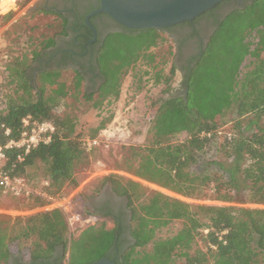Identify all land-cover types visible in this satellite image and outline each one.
I'll list each match as a JSON object with an SVG mask.
<instances>
[{"label": "trees", "instance_id": "1", "mask_svg": "<svg viewBox=\"0 0 264 264\" xmlns=\"http://www.w3.org/2000/svg\"><path fill=\"white\" fill-rule=\"evenodd\" d=\"M221 4L194 20L205 14L215 15L214 10ZM233 13L238 17V27L230 25L226 30L224 36L228 43L222 48L224 53L235 59L238 45V57L227 68L230 69L228 71L225 69L227 59L216 58L214 45L223 26H226L225 19ZM12 18L13 13L10 12L4 20ZM65 23L64 19L60 32L67 35ZM217 23L218 28L207 50L193 59V65L185 67L187 98L186 95L170 96L155 106V115L151 120V145L130 148L125 169L140 180L183 197L201 192L205 185L207 194L202 196L208 197L209 192L210 198L231 202L236 199L234 192L244 188L247 199L242 200L264 205V0H252ZM13 25L15 22L6 33ZM232 29L237 33L231 32ZM169 30L172 27L138 31L124 27L123 31L108 36L121 33L132 36L131 40H139L140 37L144 42L129 55L118 52L114 68L109 67L105 71L101 68L106 78L100 92L101 99L110 95L118 97L122 73L139 59L144 58L154 68L155 55L151 48L158 46L161 34ZM253 37L257 38V42L251 48ZM53 45V37L38 42L34 40L18 54L11 50L8 42L10 61L2 71L9 92L13 88L12 94L0 97V123L11 130L10 135H5L4 129H0V145L5 156L3 169L12 177L26 178L28 169L34 167L40 169L41 176L48 181V185L43 187L46 196L16 197L26 209L43 207L50 203L51 198H64L76 189L79 185L78 167L89 153L81 135L75 133L73 117L68 113L60 115L54 110L57 100L71 94V89L75 93L80 92L82 77L77 73L69 80L66 73L61 74V70H41L36 82H33L32 62ZM105 52L106 48L103 52L101 50L99 63L100 58L105 59ZM247 59L250 63L241 71ZM175 70L173 64L171 75ZM171 75L164 74L162 68L155 73L156 82L164 78L168 84ZM83 97L92 100L93 95L84 91ZM99 102L100 99L94 104ZM233 105L239 117L250 116L247 127L255 128L252 133L238 137L229 133L218 134L216 116L223 115ZM27 115L37 121L52 122L55 132L48 143H40L19 160L18 150L5 148V145L9 139L20 136L22 120ZM110 120L111 116L102 120L92 130L90 138L94 139ZM180 131H186L188 138L169 144L172 135ZM220 137L226 157L233 158L234 163L224 167L222 174L201 175L192 171L191 166ZM108 179L119 195L128 198V209L132 212L130 234L134 243L122 254L117 257L112 251L115 246L121 251L119 236L123 226L119 222L116 221L111 229L106 228L105 222L88 226L79 235L80 238L86 236L84 246L75 249L65 213L54 208L16 217L0 214V264H8L12 257L14 264H64L68 251L69 264H88L105 256L118 264H177L178 257H185L184 264H207L210 261L213 264H262L264 261V207L192 205L159 190L150 193L141 191V183L131 178L116 176ZM100 187H96V193ZM176 220L183 221L176 234L158 236L163 226ZM82 255L87 256L84 258Z\"/></svg>", "mask_w": 264, "mask_h": 264}, {"label": "rangeland", "instance_id": "2", "mask_svg": "<svg viewBox=\"0 0 264 264\" xmlns=\"http://www.w3.org/2000/svg\"><path fill=\"white\" fill-rule=\"evenodd\" d=\"M25 4L26 0L18 2L15 8V14H13L15 25L11 26L10 30L5 33L6 41L7 43L9 42L11 50L17 51L18 54L21 53L22 50L27 49L34 40L38 42L44 38H54L56 35L61 34L60 31L64 25L63 17L53 11L33 12L31 11L32 6L36 4L34 3L30 8ZM21 7H23V9ZM236 8L238 7L234 9ZM237 18L238 17L233 13L225 19L226 21L224 23L227 27L225 25L223 26L224 29L214 45V51L217 53L216 58L227 59L225 69L228 71H230V69L227 68L233 65L236 57H238V45L236 46L235 59L224 53L222 47L227 46L228 43L224 34L225 32L227 34L226 30L230 28V25L231 27H238V22H236ZM231 32L237 33L235 29H232ZM161 36L162 39L159 41L158 46L151 48V52L155 55V60L152 63L154 68L152 69L144 58L139 59L135 64L129 66L121 75V84L117 98L110 95L101 99L100 94H95L92 100H86L82 95L83 92L88 89L84 88L81 83L79 93H75L74 89H71L70 92L72 95L69 94L67 97L58 99L55 104L54 110L56 113L60 115L68 113L73 117L75 133L81 135L83 143H87L89 139L92 140L90 138L93 133L92 130L98 127L102 120L111 116V120L105 124L94 138L97 140V143L92 146L91 152L87 151L89 153H87L85 162L78 167L77 175L79 177V185L77 188L64 198H51L50 203L45 205L47 206L45 210L59 208L65 213L70 228V239H73L75 249L84 246L85 243L83 242L86 236L84 235L80 238L79 235L88 226L99 225L105 222L106 228L113 227L110 221L100 219L99 216L95 215L87 207L89 199L97 194L95 192L96 187L101 186L99 191H106V189H109L107 186L109 187L112 181L109 180L108 177L122 176L126 179L131 178L141 183V187H139L141 191L150 193L159 190L167 195L179 197L192 205L264 207V205L247 203V200H242L247 199V190L244 188L240 189L239 192H234L236 199L231 202L217 201L210 198L209 192L208 197H204L207 194V187L205 185L201 192H196L190 197H183L155 184L140 180L126 171L125 163L129 156L130 148L149 147L151 145L153 139V133L151 131L153 122L151 120L155 115V106H159L163 100L170 96H184V91L186 89L184 84L186 70H182L181 68L182 65L180 60H178V52L187 37L177 39L168 32L162 33ZM132 38V36L121 33L107 38L102 48V52L106 48L105 59L100 58L102 70L105 71L109 67H115L114 64L117 61L116 59H118V52L129 55L136 50V47H140L142 45L141 43L144 42L140 37L139 40H131ZM134 38H136V36H134ZM188 38H190V36H188ZM251 41L254 43L251 48H254L257 38L253 37ZM36 61L32 62L34 71H30L33 74V82H36L38 72L41 71L35 69L34 65ZM249 63V59L245 60L242 64L241 71L245 70ZM173 64H175L176 70L171 75L170 68ZM162 68L164 74L171 75L168 84L164 82V78L156 82L155 73ZM147 71L150 72L147 73ZM60 72L62 75L66 73L69 80H71L74 75V71L70 69H61ZM11 90H13V88ZM11 90L9 92L5 75L0 71V97L2 98L6 93L12 94ZM98 99H100V102L95 105L94 103ZM216 117L219 124L217 129L218 134L229 133L230 135L235 134V136L238 137L243 134H250L255 129L254 127H247L250 116L239 117L235 105L226 110L223 115L221 114ZM187 138L188 133L186 131H180L172 135L169 144H176L185 141ZM223 143L222 137L213 141L206 148V152L201 156V159L191 166V170L196 173H201V175L222 174L224 172V167H230L234 163L233 158L228 159L226 157ZM40 172V169L34 167L29 168L27 171L28 177H26L25 180L32 192L29 196H46L43 187L48 185V181L41 176ZM199 181L200 180H198V182ZM243 201H246V203ZM38 208L40 207L33 209L24 208L20 199L0 188V214L8 217H16L27 215L31 213L32 210ZM182 226V220L173 221L167 226H163L158 231V236L167 237L174 235ZM76 256L78 257V255ZM82 256L85 258L87 255ZM69 257L70 252L68 251L63 261L64 264H69ZM13 259L14 258H11L8 264H10ZM184 263L185 257L177 258V264ZM207 264L213 263L210 261ZM262 264H264V261H262Z\"/></svg>", "mask_w": 264, "mask_h": 264}, {"label": "flooded vegetation", "instance_id": "3", "mask_svg": "<svg viewBox=\"0 0 264 264\" xmlns=\"http://www.w3.org/2000/svg\"><path fill=\"white\" fill-rule=\"evenodd\" d=\"M252 0H227L214 10L215 15L205 14L197 20L188 23L177 24L169 30L177 39L186 38L179 48L178 60L182 70L193 59L207 50L208 44L218 28L217 21H222L224 16L235 7H241ZM37 9L44 8L63 17L66 20L65 27L68 34H58L54 37L55 45L46 49L35 63V69L61 70L70 69L82 77V84L87 88L88 94H100L106 78L101 71L99 56L107 37L114 32L123 31L124 27L114 21L105 13L91 17L94 29L87 25L86 16L100 7V0H41L36 3ZM190 36V38H188ZM187 90V89H185ZM185 95V93H184ZM83 96V95H82ZM106 191L97 192L88 201V209L100 219H106L116 225L119 222L123 228L120 232L121 250L128 248L134 243L130 234L132 212L128 209V198L119 195L111 185ZM107 213L109 215L105 216ZM115 256H119L118 247L112 250ZM13 258V257H12ZM11 259V258H10ZM14 264V261L10 262Z\"/></svg>", "mask_w": 264, "mask_h": 264}, {"label": "water", "instance_id": "4", "mask_svg": "<svg viewBox=\"0 0 264 264\" xmlns=\"http://www.w3.org/2000/svg\"><path fill=\"white\" fill-rule=\"evenodd\" d=\"M223 1L224 0H100V7L89 13L85 21L87 25L94 29L91 17L96 14L105 13L114 21L130 30L138 31L150 28L161 30L173 27L182 22L192 21ZM187 92V90L184 91L186 95L185 98H187ZM88 264L118 263L110 257L105 256Z\"/></svg>", "mask_w": 264, "mask_h": 264}, {"label": "built area", "instance_id": "5", "mask_svg": "<svg viewBox=\"0 0 264 264\" xmlns=\"http://www.w3.org/2000/svg\"><path fill=\"white\" fill-rule=\"evenodd\" d=\"M21 0H0V71L5 69V65L10 61V51L8 43L5 38V33L10 25L14 22L12 20L6 21L4 17L6 14L15 10L16 5ZM0 129H4L5 135H10V128H5L0 123ZM55 132V126L50 121H37L31 115H27L22 120V130L20 136L15 139L11 138L7 141L5 148L18 150L17 158L24 159L32 149L37 147L40 143H48L52 134ZM97 143L96 139L87 140L83 143L86 151H90L92 146ZM5 156L3 147L0 145V188L13 196H29L31 190L24 177L11 176L6 170L3 169V160ZM45 196V195H44ZM47 206L40 207L32 210L31 213L45 211ZM51 210V209H46ZM29 213V214H31ZM28 215V214H27Z\"/></svg>", "mask_w": 264, "mask_h": 264}, {"label": "crops", "instance_id": "6", "mask_svg": "<svg viewBox=\"0 0 264 264\" xmlns=\"http://www.w3.org/2000/svg\"><path fill=\"white\" fill-rule=\"evenodd\" d=\"M40 0H26V4L25 5H27V7H31L34 3L36 4L37 2H39ZM22 9H23V7H21ZM24 8H25V6H24ZM31 11H33V12H37V11H43V12H50V10H47V9H44V8H39V9H37L36 7H35V5H33L32 6V10ZM12 13L13 14H15V10L14 11H12ZM9 14V13H8ZM7 15V14H6ZM12 19H14V17L12 18ZM13 21V20H12ZM111 228H113V227H111ZM111 228H107V229H111ZM122 251V250H121ZM123 252V251H122ZM122 254V253H121Z\"/></svg>", "mask_w": 264, "mask_h": 264}]
</instances>
